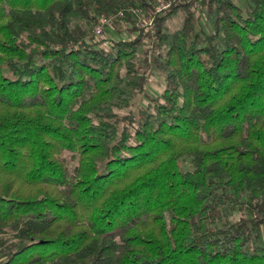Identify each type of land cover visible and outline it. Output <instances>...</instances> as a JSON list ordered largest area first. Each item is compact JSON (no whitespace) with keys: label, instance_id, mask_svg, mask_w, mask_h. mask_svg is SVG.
Segmentation results:
<instances>
[{"label":"trees","instance_id":"16d2710c","mask_svg":"<svg viewBox=\"0 0 264 264\" xmlns=\"http://www.w3.org/2000/svg\"><path fill=\"white\" fill-rule=\"evenodd\" d=\"M150 1L0 0V264H264V0Z\"/></svg>","mask_w":264,"mask_h":264},{"label":"rangeland","instance_id":"374dc122","mask_svg":"<svg viewBox=\"0 0 264 264\" xmlns=\"http://www.w3.org/2000/svg\"><path fill=\"white\" fill-rule=\"evenodd\" d=\"M162 0H152L150 1V9L152 6L157 4ZM235 2L240 5L242 8L246 5L244 0H235ZM140 9V17L146 15L149 10H143L139 7H136ZM125 13H128L129 16L132 18L131 22H128L125 19ZM124 13V16L122 19H115L112 22L107 23L104 25L102 31L99 34L92 33V29L87 31L88 36L90 38L101 42L104 46H109L111 44L112 40H118V39H131L137 35V31L131 32L132 26L137 27L136 25V18H138L137 14H134L132 11H126ZM183 18V12H178L174 17L169 19L167 21V26L169 31H173L176 28H178L182 22ZM139 27V26H138ZM146 37L143 40V44L139 46V53L137 56L138 62H141L145 58V50H147L146 46ZM157 54V49L154 46V49L152 52L148 51V58L155 57ZM163 89V80L162 75L158 70H156L154 67L150 66L148 72H147V82L145 84L144 93L138 94L135 96L132 100L131 106L123 112L131 111L133 113H136L140 107L146 106V104L149 102V96H158ZM182 166L184 169L189 168V161L188 159L183 160ZM242 215H248V211L246 210V207L242 204L241 206L231 210L230 215L228 216L229 220H235L238 219Z\"/></svg>","mask_w":264,"mask_h":264},{"label":"built area","instance_id":"2783aa9c","mask_svg":"<svg viewBox=\"0 0 264 264\" xmlns=\"http://www.w3.org/2000/svg\"><path fill=\"white\" fill-rule=\"evenodd\" d=\"M176 1L185 2L188 0H162L157 4H155L154 6H152L150 11L142 17H140V9L136 7L135 8L128 7L124 10H119L114 14H110L108 16H102L98 19L97 24L93 27L92 33L94 34L95 32L96 34H99L102 31L104 25H106L109 22H112L115 19H122L126 11H132L134 14L138 15V18H136V25L139 26L140 28H143L144 32L147 33L145 44L149 52H152L154 49L155 38H156L154 19L157 15H159L162 11L169 8L170 5Z\"/></svg>","mask_w":264,"mask_h":264}]
</instances>
